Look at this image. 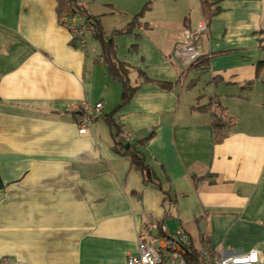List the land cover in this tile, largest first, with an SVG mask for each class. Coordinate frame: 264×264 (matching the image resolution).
<instances>
[{
	"label": "crops",
	"instance_id": "crops-1",
	"mask_svg": "<svg viewBox=\"0 0 264 264\" xmlns=\"http://www.w3.org/2000/svg\"><path fill=\"white\" fill-rule=\"evenodd\" d=\"M81 2L152 81L115 111L123 85L93 29L81 49L56 0H0V264H127L162 222L193 249H257L264 264V0ZM202 21L197 58L178 59ZM84 99L106 117L82 134ZM111 114L171 200L122 154Z\"/></svg>",
	"mask_w": 264,
	"mask_h": 264
},
{
	"label": "built area",
	"instance_id": "built-area-1",
	"mask_svg": "<svg viewBox=\"0 0 264 264\" xmlns=\"http://www.w3.org/2000/svg\"><path fill=\"white\" fill-rule=\"evenodd\" d=\"M80 5L84 7L82 2ZM63 20L68 23L76 46L86 49L88 35L93 28L90 15L87 13ZM207 29V22L202 21L196 31H184L175 52L177 58L184 61L195 60L198 56L196 39ZM74 109L77 126L82 134L88 133L94 121L106 117L103 102L91 103L84 99ZM120 138L129 143L135 141V135L131 132L121 133ZM151 228L160 230V236L156 239L157 245L141 238L138 241L137 252L128 255L127 264H258L260 262V253L257 249L227 254L223 250L211 252L207 246H203L198 253H195L189 235L184 230L178 229L172 232L165 222L153 223ZM192 253L195 256L191 257Z\"/></svg>",
	"mask_w": 264,
	"mask_h": 264
},
{
	"label": "trees",
	"instance_id": "trees-1",
	"mask_svg": "<svg viewBox=\"0 0 264 264\" xmlns=\"http://www.w3.org/2000/svg\"><path fill=\"white\" fill-rule=\"evenodd\" d=\"M56 2H57V14H58L60 21H62V23H64L63 22L64 18L71 19L75 16H82V15L88 13L87 9L80 5L81 0H56ZM147 7H148V5L145 6L144 10ZM142 13H143V11L141 13H139L134 18V22L127 25L123 29L117 30L114 33L120 34V33H125V32L130 31L132 29V26L135 25L139 21V17H141ZM90 18L92 19L93 35L98 40H100L102 47H103V52H102L100 58L108 67V70H109L112 78L115 81L122 83V85H123L122 100L119 103V105L115 108V111H118L119 109L123 108L124 106H126L131 101L132 97L134 96L136 91L140 88V85L142 83L151 82L152 80L149 79L147 77V75L142 70H140L138 68L135 69V67L131 66L130 64H127V63L121 61L117 56L116 45H115V42L113 41V39L105 37V34H104L105 30L101 26V24L98 20L94 19L91 16H90ZM64 24H66V23H64ZM67 25H68V23H67ZM263 63H264V61H262L259 64V66H258L259 69L262 67L261 65H263ZM134 72H136L138 74V76L140 78H142V82H140V81L135 82V83L133 82L132 77H133ZM198 107L211 110V104L210 103L203 105V106H198ZM115 111H114V113H115ZM112 115L113 114L109 115V117H107L106 119L109 122V124L115 128L114 129L115 130L114 136H115V138H118L119 135H121L122 130L119 127V125L116 123V121L113 119ZM118 141H119L118 144H120V145H122L124 142L121 138L118 139ZM142 142H143V140H140L138 142V144L142 143ZM136 143H137V141L135 143L134 142L130 143L131 146L126 147L122 151V154L129 156L131 158L132 162L134 163V165L136 167H138L140 170H142V172L145 175L146 181L153 182L154 184H156L158 186L159 190L163 193L164 201L171 200L170 192L168 190H165L162 187L161 180L155 174L153 169L147 164V161H146L145 157L143 156V153L138 149V146ZM4 186H5V183H4V180L2 179V176L0 173V189L4 188ZM194 252L198 253V250L194 249ZM193 256H195L194 253H192L191 257H193Z\"/></svg>",
	"mask_w": 264,
	"mask_h": 264
},
{
	"label": "rangeland",
	"instance_id": "rangeland-1",
	"mask_svg": "<svg viewBox=\"0 0 264 264\" xmlns=\"http://www.w3.org/2000/svg\"><path fill=\"white\" fill-rule=\"evenodd\" d=\"M115 14H120V13H115ZM202 87H205V84L204 83H202ZM209 88V91H208V93H210V92H212V86L211 87H208ZM207 91V90H206ZM158 234V232H156V235ZM155 235V234H154Z\"/></svg>",
	"mask_w": 264,
	"mask_h": 264
}]
</instances>
